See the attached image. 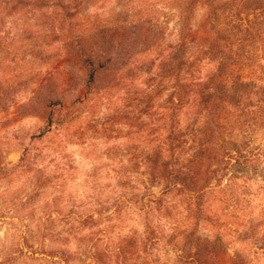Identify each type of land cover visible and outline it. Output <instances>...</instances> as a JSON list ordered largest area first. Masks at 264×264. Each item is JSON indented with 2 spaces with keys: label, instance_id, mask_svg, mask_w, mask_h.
I'll list each match as a JSON object with an SVG mask.
<instances>
[{
  "label": "rangeland",
  "instance_id": "374dc122",
  "mask_svg": "<svg viewBox=\"0 0 264 264\" xmlns=\"http://www.w3.org/2000/svg\"><path fill=\"white\" fill-rule=\"evenodd\" d=\"M263 7L0 0V264H264Z\"/></svg>",
  "mask_w": 264,
  "mask_h": 264
},
{
  "label": "trees",
  "instance_id": "16d2710c",
  "mask_svg": "<svg viewBox=\"0 0 264 264\" xmlns=\"http://www.w3.org/2000/svg\"><path fill=\"white\" fill-rule=\"evenodd\" d=\"M246 2V1H245ZM245 2L242 4V3H238V5L241 7H243V6H245ZM207 3V2H206ZM208 5H211V4H208ZM263 9H264V7H263ZM256 23H254V25H255ZM254 28H256V26H254ZM215 29H217V26L215 27ZM216 33H217V35H221V33L223 32V31H219V30H216L215 31ZM217 38H219V36L217 37ZM246 84H248V83H246Z\"/></svg>",
  "mask_w": 264,
  "mask_h": 264
}]
</instances>
